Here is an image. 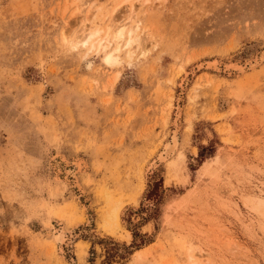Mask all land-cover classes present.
Returning a JSON list of instances; mask_svg holds the SVG:
<instances>
[{
	"label": "rangeland",
	"instance_id": "1",
	"mask_svg": "<svg viewBox=\"0 0 264 264\" xmlns=\"http://www.w3.org/2000/svg\"><path fill=\"white\" fill-rule=\"evenodd\" d=\"M129 18L128 48L73 41ZM246 200L264 201V0H0V264H264Z\"/></svg>",
	"mask_w": 264,
	"mask_h": 264
},
{
	"label": "bare ground",
	"instance_id": "2",
	"mask_svg": "<svg viewBox=\"0 0 264 264\" xmlns=\"http://www.w3.org/2000/svg\"><path fill=\"white\" fill-rule=\"evenodd\" d=\"M130 12L133 15L135 11L133 8H131ZM130 20L132 19L129 18V20L126 23L120 24L116 32L113 35H110L109 33L110 27L107 28L104 37H102L101 39L99 38V36H97L99 32H101V30H95V31L89 30L88 31L87 29L85 30L83 29L84 30L83 33L80 36L76 37L75 40L73 41H75V43L76 41H78V43H83L85 46H90L91 49L95 48V44L97 43L100 48L106 50L107 48H109L110 43H111L109 40V37H113V39H120L124 36L125 33H127L128 39L126 41L125 47L128 48L136 41V38L134 37V32L137 29V25L131 24ZM75 43L74 44L72 43L73 44L72 46H75ZM116 50H118V48ZM105 60L107 63L113 64V62H115L113 53L112 52L108 53ZM211 66L215 68L216 66H218V64L216 62H213ZM172 136L173 137H171V140H169L167 144H164L165 146L163 147L161 153L159 154L160 157H158V160L160 159L161 162H167L173 155H175V153L178 150V147H179L178 136H176V134L175 135L172 134ZM210 169H211L210 163L205 162L201 166L200 173H206ZM245 205L259 215L264 214V209H263L264 201L263 200H255L252 206H250L248 201L246 200ZM66 237L67 236L65 232H62L57 235L56 239L59 243H63L65 242Z\"/></svg>",
	"mask_w": 264,
	"mask_h": 264
},
{
	"label": "trees",
	"instance_id": "3",
	"mask_svg": "<svg viewBox=\"0 0 264 264\" xmlns=\"http://www.w3.org/2000/svg\"><path fill=\"white\" fill-rule=\"evenodd\" d=\"M124 249H126V247L124 246ZM109 251H112L111 249L109 250ZM131 254H133V253H131V252H125L124 254H119V255H117L116 253H112V255H108V253H107V258H106V260H105V263H107V264H112V263H114V257L115 256H117V258H118V260L116 261V263H120V264H123V262L126 260V258H127V255H131Z\"/></svg>",
	"mask_w": 264,
	"mask_h": 264
}]
</instances>
